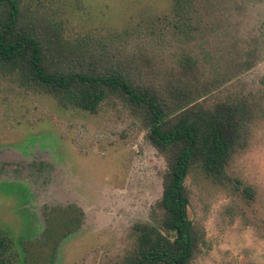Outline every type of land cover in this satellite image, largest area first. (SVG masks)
Returning <instances> with one entry per match:
<instances>
[{"label":"rangeland","instance_id":"obj_1","mask_svg":"<svg viewBox=\"0 0 264 264\" xmlns=\"http://www.w3.org/2000/svg\"><path fill=\"white\" fill-rule=\"evenodd\" d=\"M210 1L199 7L195 39L173 27V0L22 4L27 19L56 20L69 42L85 41L84 50L105 46L164 68L193 56L208 79H227L224 89L256 98L249 145L229 169L240 189L200 170L187 187L203 236L193 264H264V0ZM165 171L142 122L118 100L93 114L0 78V230L19 264H119L133 227L154 223Z\"/></svg>","mask_w":264,"mask_h":264},{"label":"trees","instance_id":"obj_2","mask_svg":"<svg viewBox=\"0 0 264 264\" xmlns=\"http://www.w3.org/2000/svg\"><path fill=\"white\" fill-rule=\"evenodd\" d=\"M22 1L0 0V78L16 77L26 90L46 94L63 108L93 114L116 99L142 122L165 160L154 223L133 227L119 264H193L203 236L190 216L187 178L200 170L215 184L240 189L229 169L249 145L259 116L256 98L224 89L227 79H208L193 56L164 68L105 46L84 50L85 41L69 42L56 20L27 19ZM209 2L173 0V27L195 39L202 32L199 7ZM244 194L251 199L254 190L246 187ZM0 264H19L13 240L1 230Z\"/></svg>","mask_w":264,"mask_h":264}]
</instances>
